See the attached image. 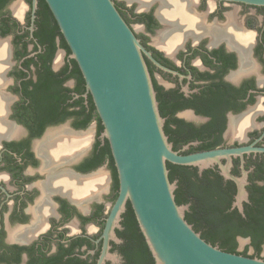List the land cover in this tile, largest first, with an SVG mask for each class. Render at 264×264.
<instances>
[{
    "label": "flooded vegetation",
    "instance_id": "obj_1",
    "mask_svg": "<svg viewBox=\"0 0 264 264\" xmlns=\"http://www.w3.org/2000/svg\"><path fill=\"white\" fill-rule=\"evenodd\" d=\"M114 1L154 59L146 57L157 95L166 94L168 130L179 121V137L191 136L175 150L251 148L231 157L230 174L245 178L244 211L263 206L264 5ZM45 4L38 0L34 11L33 0H0V42L8 46L0 58V264H155L150 248L136 243L142 231L129 201L106 245L118 171L70 48L59 36L41 35ZM163 6L171 20L159 14ZM164 32L181 33L180 44L163 46L157 38ZM227 164L206 170L229 187L231 209L240 212L238 183L222 173ZM240 238L236 253L264 259V243L256 253L242 237L250 242L241 250Z\"/></svg>",
    "mask_w": 264,
    "mask_h": 264
},
{
    "label": "water",
    "instance_id": "obj_2",
    "mask_svg": "<svg viewBox=\"0 0 264 264\" xmlns=\"http://www.w3.org/2000/svg\"><path fill=\"white\" fill-rule=\"evenodd\" d=\"M33 1L36 11L38 0ZM45 1L86 81L118 171L120 193L107 221L106 245L129 201L156 264H264L262 258L230 253L204 240L185 218L188 206L176 203V184L170 182L167 167L172 163L198 167L202 172L226 158L222 173L238 183L235 206L244 213L243 201H248L245 178H234L230 165L233 155L251 148L189 155L174 151L164 132L165 119L146 61L153 57L116 2ZM220 1L264 5V0Z\"/></svg>",
    "mask_w": 264,
    "mask_h": 264
},
{
    "label": "trees",
    "instance_id": "obj_3",
    "mask_svg": "<svg viewBox=\"0 0 264 264\" xmlns=\"http://www.w3.org/2000/svg\"><path fill=\"white\" fill-rule=\"evenodd\" d=\"M45 9L47 10V20L41 25V35L48 33L53 41L57 36L61 37L62 46L69 51L68 45L47 4H45ZM122 15L124 16V14ZM77 71L78 73L81 72L79 69ZM152 80L157 93L160 87L157 86L153 77ZM164 95L159 94V96H156L162 118L166 114V94ZM90 100L93 101L91 95ZM176 124V129H173L176 131L172 130L171 132L168 130L171 125L166 126V121L164 125L165 135L173 145L174 151H176L174 144L178 146L181 140L182 142H188L191 139V136L188 135L180 138L179 135L182 136V122L177 121ZM193 138L194 135H192ZM210 149L206 148L204 150ZM167 167L170 182L176 184L174 192L176 203L179 206H188L185 218L194 230L201 234L204 240L214 246L218 245L224 251L247 256L236 253L237 238H251L256 253H260L261 245L264 243V205H247L244 213L232 210L229 187H225L221 178L212 170H205L200 174L198 168L193 166L167 163ZM142 234H138L136 243H141L143 247L147 248L148 244L146 239L143 240Z\"/></svg>",
    "mask_w": 264,
    "mask_h": 264
},
{
    "label": "bare ground",
    "instance_id": "obj_4",
    "mask_svg": "<svg viewBox=\"0 0 264 264\" xmlns=\"http://www.w3.org/2000/svg\"><path fill=\"white\" fill-rule=\"evenodd\" d=\"M132 1V0H130ZM153 0H139L140 6H147L149 5ZM167 8V7H166ZM164 6L161 7V9L159 10V14L161 15V17H163V19H172V16L168 13L169 11L166 9ZM16 11H18V13L21 11V7L18 6L15 8ZM170 10V9H169ZM171 27V26H170ZM182 27V26H181ZM183 29V28H182ZM168 30V29H167ZM170 30V29H169ZM182 34L181 33H171L168 34V32H164V34H161L158 36V40L160 43H162L163 46L167 47L168 49H174L178 44H180L179 42L181 41L182 38ZM4 52V61L7 58V53H8V46L7 44L4 42V45L2 44V42H0V58L2 53Z\"/></svg>",
    "mask_w": 264,
    "mask_h": 264
},
{
    "label": "rangeland",
    "instance_id": "obj_5",
    "mask_svg": "<svg viewBox=\"0 0 264 264\" xmlns=\"http://www.w3.org/2000/svg\"><path fill=\"white\" fill-rule=\"evenodd\" d=\"M118 1H120V2H124V1H126V0H118ZM20 3V2H19ZM22 4V3H21ZM17 15V14H16ZM134 28L137 30V32H142V29H141V27L139 26V25H137V24H135L134 25ZM62 53L61 52H59V54H58V56H60ZM184 117V116H183ZM249 242L250 241H239V245H240V249L242 250V249H244L247 245H249ZM251 253H253V250L251 249ZM263 255H264V248H263Z\"/></svg>",
    "mask_w": 264,
    "mask_h": 264
}]
</instances>
